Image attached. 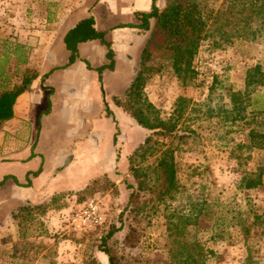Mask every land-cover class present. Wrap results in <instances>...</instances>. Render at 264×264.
Wrapping results in <instances>:
<instances>
[{"label":"rangeland","instance_id":"1","mask_svg":"<svg viewBox=\"0 0 264 264\" xmlns=\"http://www.w3.org/2000/svg\"><path fill=\"white\" fill-rule=\"evenodd\" d=\"M222 1L217 0L214 7ZM246 16L253 17L252 23L244 26L240 21L232 26L228 40L216 35L202 41L194 61L196 76L188 84L175 75L166 56L152 62L161 68L145 83L147 99L164 115L173 112L179 97L188 100L180 125L190 137L176 150L182 193L166 204H147L139 213L126 210L131 193L128 184L136 183L129 157L151 131L116 104L115 98L126 100L127 89L141 68L148 31L140 50L136 49V66L132 68L133 60H126L120 81L118 76L111 80L112 108H106V119L95 126L97 132L79 124L75 135L69 131L72 125L57 124L54 141L62 139L66 129L82 146L87 138L88 155L78 157L73 169L79 183L57 204H45L43 210L27 213L22 227L20 208L14 218L7 214L2 219L0 264H88L92 259L108 264V256L99 245L103 236L120 226L110 242L118 248L123 264H171L167 224L172 210L199 216L186 235L207 253L204 264H264V148L249 147L250 130L264 128V85L246 86L249 68L260 64L264 70V15L248 12ZM9 73L17 82L22 71L11 66ZM229 90L242 92L238 106ZM93 138L100 139V152L96 150L99 142ZM260 168L263 184L242 188V176ZM94 179L100 183L88 194H78ZM92 198L101 204L106 219L102 225L83 231L73 217Z\"/></svg>","mask_w":264,"mask_h":264},{"label":"crops","instance_id":"2","mask_svg":"<svg viewBox=\"0 0 264 264\" xmlns=\"http://www.w3.org/2000/svg\"><path fill=\"white\" fill-rule=\"evenodd\" d=\"M152 2L0 0V60L9 61L6 73L19 63L23 70L38 72L17 98L14 117L0 125V181L7 176L0 185V225L7 214L14 218L25 204L48 203L57 193L77 187L79 178L73 169L78 157L88 155V145L86 137L82 146L69 131L76 135V125L81 124L97 132L95 126L106 119V108H112L111 80L118 76L120 81L126 60H133L132 68L136 66V49L140 50L144 32H148L129 24L139 23L137 12L150 10ZM157 4L161 7L165 0ZM91 15L96 28L106 31L115 51V69H104L101 74L96 68L108 59L107 48L99 40L80 43L79 59L64 67L70 57L65 35ZM24 59L25 63L21 62ZM61 122L72 125L71 130L66 129L62 139L54 141L53 134ZM93 140L99 142L96 150L100 152V139ZM40 168L41 172L34 175Z\"/></svg>","mask_w":264,"mask_h":264},{"label":"trees","instance_id":"3","mask_svg":"<svg viewBox=\"0 0 264 264\" xmlns=\"http://www.w3.org/2000/svg\"><path fill=\"white\" fill-rule=\"evenodd\" d=\"M153 0L151 9L137 12L140 20L137 24H129L144 31H150V35L141 54V68L133 79L126 92V100L115 98L116 104L127 110L131 116L144 128L151 131L142 144H140L129 157L130 169L135 179V184H128L131 189L126 210L139 213L147 204H166L183 191V184L178 176V162L176 150L181 143L188 142L190 134L181 127L180 120L185 114L186 97H179L173 112L164 115L162 111L144 94V86L147 79L161 66L152 62L157 57L168 58L176 76L185 84L196 76L194 61L199 52L201 43L209 36H218L228 40L231 36L232 26L242 21L248 26L253 17L246 16L248 12L253 16L264 15V0H223L217 8V0H166L164 7ZM240 6V7H237ZM245 17L243 18L242 15ZM152 20L153 23H152ZM90 40H99L107 48L108 62L100 65L96 70L101 74L104 69L114 70L116 66L115 51L112 42L106 37V31L99 30L95 26L93 15L81 19L65 35L66 47L70 50L69 62L64 67L75 63L79 57V44ZM25 59L21 62L25 63ZM8 59L0 60V125L2 122L14 117V105L24 91H26L34 79L38 77L37 70L26 68L22 70L20 63L17 71H22L19 81H13L14 75L5 70ZM90 66V64H89ZM9 74V76H7ZM264 85V70L260 64L249 68L246 75V86ZM231 100L238 106V98L241 91L229 90ZM238 103V104H237ZM244 108V106H240ZM264 127V121L261 123ZM188 131H192L189 129ZM249 147L264 148V128L259 130L253 127L250 132ZM152 157V160H149ZM41 168L33 174L38 175ZM7 176L0 181V185ZM241 187L251 189L263 184V170L247 172L242 176ZM100 183L94 179L78 194H88L91 189ZM63 191L53 196L50 202L32 205H24L20 208V226H24L26 214L35 209H44L45 204L58 203L66 194L73 192ZM143 199V200H142ZM168 216L169 238L172 245L169 250L171 264H204L207 253L202 247L198 248V242H189L186 232L189 226L197 224L198 215H187L172 210ZM123 215V213H122ZM260 217V216H258ZM196 226V225H194ZM122 229L113 227L99 245L100 250L108 256V264H123L122 255L111 240ZM249 232V228H247ZM88 264H102L97 259H92Z\"/></svg>","mask_w":264,"mask_h":264},{"label":"built area","instance_id":"4","mask_svg":"<svg viewBox=\"0 0 264 264\" xmlns=\"http://www.w3.org/2000/svg\"><path fill=\"white\" fill-rule=\"evenodd\" d=\"M105 214L101 204L96 199H90L75 213L74 224L80 230H91L105 222Z\"/></svg>","mask_w":264,"mask_h":264}]
</instances>
